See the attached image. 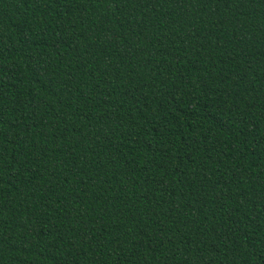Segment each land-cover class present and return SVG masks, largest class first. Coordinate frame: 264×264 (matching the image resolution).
Listing matches in <instances>:
<instances>
[{
    "label": "trees",
    "instance_id": "1",
    "mask_svg": "<svg viewBox=\"0 0 264 264\" xmlns=\"http://www.w3.org/2000/svg\"><path fill=\"white\" fill-rule=\"evenodd\" d=\"M0 264H264V0H0Z\"/></svg>",
    "mask_w": 264,
    "mask_h": 264
}]
</instances>
